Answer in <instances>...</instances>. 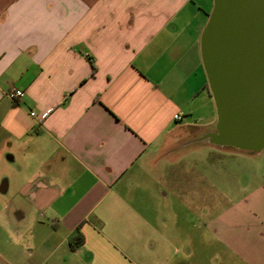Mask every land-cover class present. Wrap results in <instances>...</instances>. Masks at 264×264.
<instances>
[{"label": "crops", "instance_id": "0c3cea01", "mask_svg": "<svg viewBox=\"0 0 264 264\" xmlns=\"http://www.w3.org/2000/svg\"><path fill=\"white\" fill-rule=\"evenodd\" d=\"M212 3L0 0V264H264V178L216 212L179 165Z\"/></svg>", "mask_w": 264, "mask_h": 264}, {"label": "water", "instance_id": "95a60500", "mask_svg": "<svg viewBox=\"0 0 264 264\" xmlns=\"http://www.w3.org/2000/svg\"><path fill=\"white\" fill-rule=\"evenodd\" d=\"M216 108L196 140L258 151L264 146V0H213L199 39Z\"/></svg>", "mask_w": 264, "mask_h": 264}, {"label": "rangeland", "instance_id": "374dc122", "mask_svg": "<svg viewBox=\"0 0 264 264\" xmlns=\"http://www.w3.org/2000/svg\"><path fill=\"white\" fill-rule=\"evenodd\" d=\"M209 104L211 113L216 115L213 98ZM216 118L217 116L212 123L214 128ZM179 152L182 155H180L179 165L200 172L206 170L205 172L210 174V185L216 186L215 194L211 197L216 201L214 209L216 212L222 209L227 199L229 200L232 196L233 198L241 197L247 191L246 178L250 188L264 178V146L258 151H248L230 146L193 142L185 144ZM198 183L205 182L200 178ZM231 188H233L232 191H230Z\"/></svg>", "mask_w": 264, "mask_h": 264}, {"label": "built area", "instance_id": "2783aa9c", "mask_svg": "<svg viewBox=\"0 0 264 264\" xmlns=\"http://www.w3.org/2000/svg\"><path fill=\"white\" fill-rule=\"evenodd\" d=\"M6 94L11 97V98H22L24 95V91L17 88L14 85H10L7 90H6ZM47 113L43 112L40 114V117L43 118L45 117ZM30 115L33 116L34 115V111H30ZM175 119H179V115H175Z\"/></svg>", "mask_w": 264, "mask_h": 264}, {"label": "trees", "instance_id": "16d2710c", "mask_svg": "<svg viewBox=\"0 0 264 264\" xmlns=\"http://www.w3.org/2000/svg\"><path fill=\"white\" fill-rule=\"evenodd\" d=\"M82 242H83V237L80 234V232L77 231L76 234L69 240V245H70L71 248H74L77 245L81 244Z\"/></svg>", "mask_w": 264, "mask_h": 264}]
</instances>
